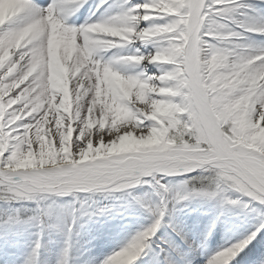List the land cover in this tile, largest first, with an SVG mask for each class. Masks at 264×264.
I'll return each mask as SVG.
<instances>
[{"label":"snow or ice","instance_id":"snow-or-ice-1","mask_svg":"<svg viewBox=\"0 0 264 264\" xmlns=\"http://www.w3.org/2000/svg\"><path fill=\"white\" fill-rule=\"evenodd\" d=\"M85 3L73 0V7L78 10ZM58 8L57 3L44 9L33 0H22L0 24L4 29L0 32V185L17 195L106 185L128 188L153 173L202 169L214 173L209 185L192 188L180 199L235 190L264 204V80L253 83L264 75V52L231 59L224 49L212 47L205 56V27L212 15L208 0H145L106 21L79 28L67 25ZM143 22L150 23L142 28ZM256 30L264 34V28ZM59 35L74 37L79 48L70 65L73 73L80 69L78 75H70L71 116L55 110L63 97L48 84L49 45ZM136 41L155 42L157 50L121 57L118 62L169 67H162L159 75L148 76L145 71L126 76L95 58L101 49ZM110 76L136 87L123 92L108 81ZM242 98L247 107L238 111ZM89 120L98 123L89 128ZM104 120L107 127L102 126ZM106 129L107 140L98 135ZM69 132L71 144L82 145L71 158L61 152L43 168L19 166V161L38 154L44 141L60 150ZM154 133L162 134L161 144L110 159L76 162L89 143L98 147L131 134L146 145ZM224 199L233 206L241 204L226 195ZM163 215L160 212L151 228L106 264H119L122 258L135 264ZM255 235L219 252L210 264H229Z\"/></svg>","mask_w":264,"mask_h":264},{"label":"bare ground","instance_id":"bare-ground-1","mask_svg":"<svg viewBox=\"0 0 264 264\" xmlns=\"http://www.w3.org/2000/svg\"><path fill=\"white\" fill-rule=\"evenodd\" d=\"M33 2L44 9L54 3L61 5L58 12L67 25L79 28L106 21L134 5L145 3V0H87L78 10L73 7V0ZM21 3L22 0H0V24ZM208 5L212 8V15L206 22L205 32L208 35L204 37L203 53L207 51L208 56L212 47L222 48L234 59L237 55L247 57L264 52V37L256 32H247L248 29L264 28V0H208ZM149 23L143 22L140 27H147ZM2 31L4 29H0ZM244 45L250 47L252 52L244 51ZM157 47L158 44L151 41L124 43L115 48L101 49L95 58L111 64L126 76L139 75L145 71L148 76L159 75L162 67L169 66L147 61L140 65L118 62L121 57L154 53ZM78 52L74 37L55 36L49 45L48 84L54 93L63 97L55 110L59 112L63 109L69 116L73 104L70 75H78L80 71L77 68L73 73L70 65ZM260 80H264V75L258 77L254 85ZM108 81L123 92H130L136 87L117 76L108 77ZM236 107L238 111L246 108L247 100L242 98ZM96 123L98 121L89 120L88 127H95ZM145 124L151 125L152 122L145 121ZM102 126L107 127L108 121L104 120ZM107 131L98 135L107 140ZM78 132L79 129L74 133V140ZM162 142V134L154 133L146 145H142L131 134L121 137L118 142L100 143L98 147L89 143L87 151L76 162L132 154L143 146ZM81 149L79 143L71 144L69 132L61 142L60 150L44 141L38 154L26 157L18 164L25 170L43 168L54 163L61 152L65 158H71L74 151ZM199 171L204 170L153 173L128 188L110 185V188L99 191L41 190L28 195L6 192L5 197L13 202L24 199L30 201L36 197L30 211L35 217L26 227L16 224L1 228L0 264H106L138 235L151 228L160 212L164 213L161 224L135 264H210L219 252L253 233H256L255 238L229 264H264V228H261L264 225V204L235 190L210 198L194 194L188 199H180L190 191L188 184L183 182H188L187 177H195ZM161 185L168 188L167 193L163 192ZM225 195L241 201V204H228L230 207H227ZM108 248L113 251L107 253ZM23 256L26 259L20 262ZM119 264H128V261L122 258Z\"/></svg>","mask_w":264,"mask_h":264},{"label":"rangeland","instance_id":"rangeland-1","mask_svg":"<svg viewBox=\"0 0 264 264\" xmlns=\"http://www.w3.org/2000/svg\"><path fill=\"white\" fill-rule=\"evenodd\" d=\"M244 47L245 45L243 46V48ZM205 53L206 51H204L203 54ZM213 175L214 173L208 170L199 171L195 173V177L193 176L187 177L188 182L185 180L183 184L187 182L189 186V190H191L192 188H196V186L198 185H203L205 187L209 185L210 183L209 178L212 177ZM196 178H198L197 179L198 181L197 183L194 184V180ZM105 187H110V185H106ZM6 192L11 193L10 191H8L5 185H0V230L4 226H16V224L21 225L22 227H26L27 223H30L35 217V215L30 214V211L34 207L31 206V204L35 202L36 197L31 198L30 201L24 199L20 202L17 201L13 202L12 200L7 199L5 197ZM226 206L230 207V205H228L227 203Z\"/></svg>","mask_w":264,"mask_h":264}]
</instances>
